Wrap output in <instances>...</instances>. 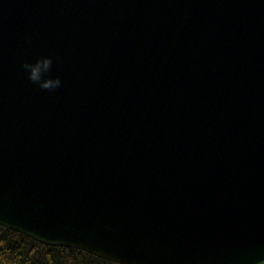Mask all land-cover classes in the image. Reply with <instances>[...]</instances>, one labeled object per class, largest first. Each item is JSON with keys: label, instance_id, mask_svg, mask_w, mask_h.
I'll return each instance as SVG.
<instances>
[{"label": "water", "instance_id": "95a60500", "mask_svg": "<svg viewBox=\"0 0 264 264\" xmlns=\"http://www.w3.org/2000/svg\"><path fill=\"white\" fill-rule=\"evenodd\" d=\"M46 56L54 91L21 67ZM0 227L115 264L264 261V0H0Z\"/></svg>", "mask_w": 264, "mask_h": 264}, {"label": "trees", "instance_id": "16d2710c", "mask_svg": "<svg viewBox=\"0 0 264 264\" xmlns=\"http://www.w3.org/2000/svg\"><path fill=\"white\" fill-rule=\"evenodd\" d=\"M0 264H115L88 253L49 247L0 227Z\"/></svg>", "mask_w": 264, "mask_h": 264}, {"label": "clouds", "instance_id": "9594fccd", "mask_svg": "<svg viewBox=\"0 0 264 264\" xmlns=\"http://www.w3.org/2000/svg\"><path fill=\"white\" fill-rule=\"evenodd\" d=\"M54 59H57L52 56L40 57L32 63H23L21 65L23 71L27 74L29 81L34 84H37L38 87L46 91H54L61 87L62 81L59 77L54 79H47L42 81L40 72H47L53 65ZM260 264H264V261H261Z\"/></svg>", "mask_w": 264, "mask_h": 264}]
</instances>
